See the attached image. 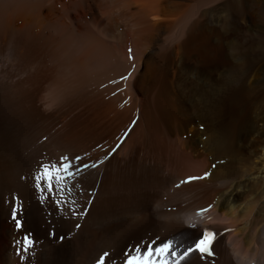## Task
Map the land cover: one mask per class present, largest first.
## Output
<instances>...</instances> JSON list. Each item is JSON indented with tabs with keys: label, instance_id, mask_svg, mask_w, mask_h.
Returning a JSON list of instances; mask_svg holds the SVG:
<instances>
[{
	"label": "bare ground",
	"instance_id": "bare-ground-1",
	"mask_svg": "<svg viewBox=\"0 0 264 264\" xmlns=\"http://www.w3.org/2000/svg\"><path fill=\"white\" fill-rule=\"evenodd\" d=\"M63 156L96 167L42 202ZM206 228L215 257L181 264H264V0H0V264Z\"/></svg>",
	"mask_w": 264,
	"mask_h": 264
},
{
	"label": "snow or ice",
	"instance_id": "snow-or-ice-1",
	"mask_svg": "<svg viewBox=\"0 0 264 264\" xmlns=\"http://www.w3.org/2000/svg\"><path fill=\"white\" fill-rule=\"evenodd\" d=\"M131 58V57H130ZM126 79V77H121ZM43 171L40 175L35 177L34 187L38 190H43L48 195L41 196V201L46 199H52L53 202L60 206L62 201L55 199L52 194H60L67 188V183L70 182L82 171L92 167L95 168L96 164H87L82 162V157L76 156L70 158L63 156L58 162H54L50 165H42ZM207 176L208 173H205ZM196 179L195 177H189V180ZM19 208L12 207L11 215L17 229L22 228L21 220L18 219ZM79 227V225H77ZM50 236L55 237V231L50 233ZM214 234L205 230L202 236L195 242L194 245L185 247L183 244L176 242L172 239L157 243L156 240H150L147 243L137 244L132 246V252L125 253L126 259L122 261V264H181L190 254L198 252L202 257L205 255H212L211 245L213 243ZM61 240L64 237H60ZM24 251L27 252L32 245V241L28 235H25ZM183 249V250H182ZM108 253H104L99 257L96 264H105V257H108ZM111 259V257H109Z\"/></svg>",
	"mask_w": 264,
	"mask_h": 264
},
{
	"label": "rangeland",
	"instance_id": "rangeland-1",
	"mask_svg": "<svg viewBox=\"0 0 264 264\" xmlns=\"http://www.w3.org/2000/svg\"><path fill=\"white\" fill-rule=\"evenodd\" d=\"M201 129V128H200ZM8 223H10V220H8Z\"/></svg>",
	"mask_w": 264,
	"mask_h": 264
}]
</instances>
